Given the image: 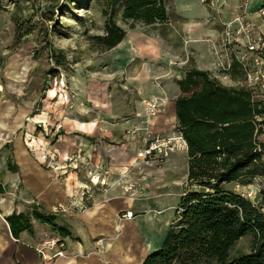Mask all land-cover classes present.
Wrapping results in <instances>:
<instances>
[{"label": "rangeland", "instance_id": "obj_1", "mask_svg": "<svg viewBox=\"0 0 264 264\" xmlns=\"http://www.w3.org/2000/svg\"><path fill=\"white\" fill-rule=\"evenodd\" d=\"M252 5L255 14L251 19H259L256 23L264 26V17H259L264 10V0H167L168 21L153 25L125 20L120 12L115 21L125 31L124 40L129 39L130 44L105 50L96 45L94 38L105 35L110 18L105 11L111 12L107 0H0V143L11 141L6 147L12 150L14 141L20 142L24 138L23 129L34 123L31 138L22 141L23 148L38 163L40 150L43 155L58 150L57 162L63 161L64 157L71 158L73 164L77 161L78 169H68L65 175L77 173V178L85 184L78 196L83 208L96 200L104 203L100 209L102 213H110L121 203L106 200L120 196V200L130 201L128 209L134 215L128 221L120 220L123 214H118L116 226L120 221L123 223L117 233L102 235L91 250L75 247L72 241L64 240L67 245L63 250L64 258L53 263L45 259L40 261L46 264H143L147 256L161 248L175 222L181 196L187 190V151L173 152L163 162L137 161L135 165H128L125 189L122 184L110 187L112 176L105 173L111 158L108 159L105 153L123 147L126 142L123 135L133 125L128 119L134 114L135 105L142 102L140 95L150 83L160 89L163 76H169L173 86L164 90L167 98L174 100L180 94L179 82L184 80L188 70L195 68L196 55L192 50L199 48L200 53L207 54L210 45L212 51L218 34L199 39L196 46L190 44L192 42L182 30L189 23L186 16L222 32L227 15H233L240 6L250 12ZM57 60L64 61V65L58 67ZM208 62L206 59L205 65ZM200 63L197 65L201 68ZM223 74L219 73V85L246 93L250 102L241 74L232 71L226 77L228 81L222 79ZM238 82L241 87L233 88ZM160 96L165 98L163 93ZM38 116L47 120L40 118L33 122ZM159 117L149 120L152 136L179 133L177 117L172 116L168 125L161 120L156 122ZM146 119L145 113L139 123ZM18 122L20 130L10 136ZM81 123L92 125L90 130L94 129L93 124L96 125L97 132L90 134L95 136L87 137L77 132L74 127ZM251 123L255 128L254 152L263 155L264 128L257 129L253 120ZM65 136L77 143L68 153H64V148L70 146L71 139H65ZM85 145L87 150H84ZM78 155L83 163L76 159ZM12 164L17 167L14 161ZM43 168L46 169V165ZM46 170L56 174L64 171ZM95 174L101 175L102 179L106 177L105 186L91 184ZM238 184H253L257 191L254 204L264 213V176L252 178L243 173L238 182L226 187L236 192ZM109 187L111 193L104 197L103 193ZM121 188L127 194L124 197H121ZM252 243V236H245L233 248L232 256L249 254ZM77 253H83L85 257L97 255L98 258L61 261Z\"/></svg>", "mask_w": 264, "mask_h": 264}, {"label": "trees", "instance_id": "obj_2", "mask_svg": "<svg viewBox=\"0 0 264 264\" xmlns=\"http://www.w3.org/2000/svg\"><path fill=\"white\" fill-rule=\"evenodd\" d=\"M111 12L105 35L95 37L101 49L112 50L126 33L115 21L146 25L166 23L167 0H107ZM64 61L57 60V66ZM210 74L195 68L179 82L182 95L176 101L177 130L187 143V190L181 196L175 222L161 248L143 264H264V213L257 205L228 190L243 173L264 176V154L253 145V108L248 95L219 85ZM264 150V149H263ZM8 169L16 173L11 159ZM32 220L48 225L64 241L71 238L53 214L38 209L6 219L14 239L33 233ZM252 236L249 254L233 257L232 250L245 236Z\"/></svg>", "mask_w": 264, "mask_h": 264}, {"label": "crops", "instance_id": "obj_3", "mask_svg": "<svg viewBox=\"0 0 264 264\" xmlns=\"http://www.w3.org/2000/svg\"><path fill=\"white\" fill-rule=\"evenodd\" d=\"M253 4H258V2ZM252 8H254V5L251 6L249 12L251 16L255 14L252 11ZM236 13L237 12L232 13L233 15H227L230 19L225 18V20L227 22L230 21ZM186 17H188L189 23H187L182 30H185V37L190 39L192 42L190 44L196 46L199 44L197 43L199 39L205 36L213 37L218 34L219 37L221 32H219L216 28H213L212 25H201L195 22L197 19L193 17L191 18L190 16ZM123 43L129 45L130 41L129 39L124 40L121 44ZM208 47L207 54L200 53L199 48L192 50V53L196 55L194 67L199 71L207 72L214 75L215 78L220 79L221 76L214 65L215 58L211 51V46L209 45ZM196 59L197 63L201 61V68L197 65ZM206 59L209 61L207 65H205ZM165 75L163 76L164 80L160 82V84L162 83L160 89H158L157 85L155 86L154 83H150V87H146L143 93H141L140 97L142 102L135 105V112H133L134 114L128 119L129 124L139 126L141 123H139V121L142 120V117H144L146 113L144 101L155 98L163 100V110L156 122L161 120V123H166L168 125L172 122V116H174V119L176 118V101L182 95V92L179 89L180 94H178L174 100H169L164 89H167L168 87L171 88L169 85H172L174 82L170 81L169 76ZM156 93H158V96L155 95ZM162 93L165 98L160 96ZM40 118L47 120L46 117L38 116L36 119H33V122L40 120ZM34 126V123L33 125L29 124L25 129H23L24 131L22 133H25L24 138L26 140L31 138L30 134L33 133ZM91 126H85L81 123L74 128L83 136L94 137L95 135L90 134H95L97 132V127L93 124L95 127L90 130ZM19 128L20 122H18L14 126V129L11 130L10 136L17 133V131L20 130ZM83 128H85V130ZM65 130L66 129H64V131ZM125 133L123 135L124 140ZM24 138H21L20 142L14 141L12 150L11 147H6V145L11 144V141L0 143V264H46L40 261L42 258L38 255L36 249L43 247V243L46 240L51 239L52 235L54 236V239H59V237L56 236L57 234L52 232L48 225H42L35 220H32L33 233L30 234L29 232H24L21 234L19 240H16L13 238L10 227L6 221V219L13 214H28L33 205H36V209H38L40 213L45 215H55L57 217L56 223L60 226L67 227L71 233V238H66L65 240L72 241L75 247L78 245V247L91 250L93 243L96 242L97 239L101 238L102 235L106 237L107 235L117 233V229L120 228V223L122 224L123 222L120 221L118 226H116L115 218L120 213L125 214L130 212L128 209L130 201L124 199L120 200V196H115L114 198L106 200H112L111 203L115 204L121 203V206L117 210L114 206L110 213H102L100 209L104 203L97 202L96 200H94V204L83 208L81 205V199L78 198V196H80L79 192H81V190L83 191L85 184L77 178V173L65 175L64 172H62L56 174L52 171L46 170L47 168L44 169L43 167L46 165L43 159L44 152L42 150L38 152L40 163L36 162L34 158L28 154V151L23 148L22 141ZM67 138L70 137L65 136V139ZM70 139V146H66L64 148V153H68L72 150L76 143L72 141L73 138ZM140 148V143L131 145L125 142L123 147H117V151H112V153H108L110 151H107V153H105V155L107 154L106 157L108 159L111 158L107 167V171L112 174L110 187L122 184L124 187L123 189L127 188L125 185L128 182L124 179V176L127 168L129 167L128 165L137 164V152ZM87 149L88 146L85 145L84 150ZM10 159L11 162L14 161L17 166L14 167L12 164V166L17 170L16 173L11 172L8 169V162ZM61 163L63 162L61 161L58 164L61 165ZM110 187L106 190V193H103L104 197L111 193ZM123 189L120 190L123 195L121 197L127 195ZM49 236L50 238H47ZM50 251L55 253L53 250ZM94 257H97V255L91 254L90 256L85 257L83 253H77V255L73 257L69 256L66 258L67 260L62 259L61 261L70 262V260L74 258L89 260ZM91 263L95 264L94 262ZM88 264H90V262Z\"/></svg>", "mask_w": 264, "mask_h": 264}, {"label": "built area", "instance_id": "obj_4", "mask_svg": "<svg viewBox=\"0 0 264 264\" xmlns=\"http://www.w3.org/2000/svg\"><path fill=\"white\" fill-rule=\"evenodd\" d=\"M261 16L264 17V10H261L259 17ZM258 20L251 19L247 8L240 6L234 17L222 25V32L213 42L212 49L215 68L219 73H224L223 80L228 81L226 77L232 71L237 70L241 74V81L251 98L250 103L254 110L252 119L257 129L264 128V26L262 28V25L257 24ZM210 79L219 80L214 75L212 77L211 74ZM237 86L241 87V83L238 82L233 88H237ZM162 105L163 100L158 98L144 101L146 122H141L139 126L132 125L126 130L125 139L128 144H141V148L137 152V161L159 160L163 162L169 159L173 152L187 151V143L181 133L157 136L150 134L149 120L161 115ZM59 155L58 150H54L52 153L46 152L43 155L47 168L58 171L64 170V174L68 169H78L77 161L73 164L69 157H64L63 164L59 165V162L55 160V156ZM76 159L83 163L80 155ZM89 175L91 176V174ZM105 175L112 174L106 172ZM101 179V175L95 174L91 177V184L105 186L106 177ZM235 190L242 198L254 203L257 191L253 189V184L247 186L238 184ZM133 218V213L127 212L120 217V220H132ZM65 249L64 241L51 238L43 243L42 248L37 249V253L43 260L53 263L56 259L65 257L63 252ZM50 250L55 251V253ZM51 252L52 254H50Z\"/></svg>", "mask_w": 264, "mask_h": 264}, {"label": "water", "instance_id": "obj_5", "mask_svg": "<svg viewBox=\"0 0 264 264\" xmlns=\"http://www.w3.org/2000/svg\"><path fill=\"white\" fill-rule=\"evenodd\" d=\"M32 209H33V210L36 209V205H33V206H32Z\"/></svg>", "mask_w": 264, "mask_h": 264}, {"label": "bare ground", "instance_id": "obj_6", "mask_svg": "<svg viewBox=\"0 0 264 264\" xmlns=\"http://www.w3.org/2000/svg\"><path fill=\"white\" fill-rule=\"evenodd\" d=\"M96 180H97V179H96ZM96 180H95V181H96Z\"/></svg>", "mask_w": 264, "mask_h": 264}]
</instances>
